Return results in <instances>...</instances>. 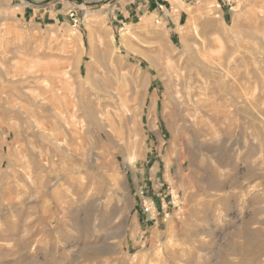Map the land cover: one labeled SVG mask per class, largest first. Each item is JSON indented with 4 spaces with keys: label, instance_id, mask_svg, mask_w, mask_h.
Here are the masks:
<instances>
[{
    "label": "rangeland",
    "instance_id": "rangeland-1",
    "mask_svg": "<svg viewBox=\"0 0 264 264\" xmlns=\"http://www.w3.org/2000/svg\"><path fill=\"white\" fill-rule=\"evenodd\" d=\"M120 1L0 0V264H264V0Z\"/></svg>",
    "mask_w": 264,
    "mask_h": 264
},
{
    "label": "crops",
    "instance_id": "crops-1",
    "mask_svg": "<svg viewBox=\"0 0 264 264\" xmlns=\"http://www.w3.org/2000/svg\"><path fill=\"white\" fill-rule=\"evenodd\" d=\"M157 1L159 0H121L120 2L116 3L114 6V9H113V13H115L114 17H116L117 19L119 18V22L123 24L128 23L132 20H135V18L145 17L149 15L151 12H153L151 11L152 8L154 9L158 8ZM149 190L150 189H148L147 191L149 192ZM139 191H142V190L139 189ZM142 192H144V190ZM141 198L143 199L144 196ZM141 198L136 196L134 204H138L139 207L135 206V209H142ZM151 199H157V198L152 196V198L146 197L143 200L146 201V200H151ZM151 201H154V200H151ZM158 209H161V208H158ZM137 214L138 216L134 218V221H133V229L135 231H137V229L140 227L141 222L142 223L143 222L153 223L152 218L149 217L150 215L149 216L148 214L144 215L143 211L139 210ZM149 214H151V210ZM160 218L162 219V217Z\"/></svg>",
    "mask_w": 264,
    "mask_h": 264
},
{
    "label": "bare ground",
    "instance_id": "bare-ground-1",
    "mask_svg": "<svg viewBox=\"0 0 264 264\" xmlns=\"http://www.w3.org/2000/svg\"><path fill=\"white\" fill-rule=\"evenodd\" d=\"M185 68H186V67H185ZM181 70L183 71V73H182L181 75H182L183 78H185V75H184L185 72H184V71H186V70H185L184 68H182ZM188 71H189V70H188ZM183 80H184V79H183ZM185 82H186V81H185ZM183 86H184V84H183ZM180 88H181V87H180ZM185 88H186V87H185ZM177 93H179V91H177ZM178 99H179V98H178ZM178 101H179V100H178ZM131 160H132V159H131ZM152 210H153V209H152Z\"/></svg>",
    "mask_w": 264,
    "mask_h": 264
},
{
    "label": "built area",
    "instance_id": "built-area-1",
    "mask_svg": "<svg viewBox=\"0 0 264 264\" xmlns=\"http://www.w3.org/2000/svg\"><path fill=\"white\" fill-rule=\"evenodd\" d=\"M150 210L151 209L149 208V206L148 207L147 206L144 207V213H148L149 214L150 213Z\"/></svg>",
    "mask_w": 264,
    "mask_h": 264
},
{
    "label": "water",
    "instance_id": "water-1",
    "mask_svg": "<svg viewBox=\"0 0 264 264\" xmlns=\"http://www.w3.org/2000/svg\"><path fill=\"white\" fill-rule=\"evenodd\" d=\"M31 1V0H30ZM77 1H80V0H77ZM109 1V0H108Z\"/></svg>",
    "mask_w": 264,
    "mask_h": 264
}]
</instances>
